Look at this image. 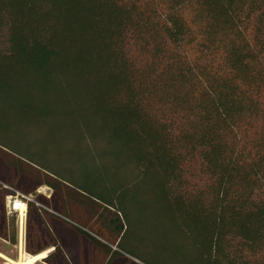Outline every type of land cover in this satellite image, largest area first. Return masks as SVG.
I'll list each match as a JSON object with an SVG mask.
<instances>
[{
  "label": "trees",
  "instance_id": "1",
  "mask_svg": "<svg viewBox=\"0 0 264 264\" xmlns=\"http://www.w3.org/2000/svg\"><path fill=\"white\" fill-rule=\"evenodd\" d=\"M0 149L106 212L142 185L198 264H264V0H0Z\"/></svg>",
  "mask_w": 264,
  "mask_h": 264
},
{
  "label": "rangeland",
  "instance_id": "2",
  "mask_svg": "<svg viewBox=\"0 0 264 264\" xmlns=\"http://www.w3.org/2000/svg\"><path fill=\"white\" fill-rule=\"evenodd\" d=\"M19 138L32 145H37L39 141L34 132L20 133ZM11 162L9 154L0 149V182L3 185L0 186V196L3 193H9L10 190L3 188L5 186L18 191L30 190L35 186L34 175H37L35 170L25 167L24 174L18 175ZM37 178L47 179L57 188L46 184L37 187V189L42 187L50 189L49 198H44L42 194L36 195V200L48 205L49 208L45 211L43 209L41 213L31 211L30 217L26 220L22 254L24 257L31 255L25 249L27 239L28 247L34 250L41 249L52 239L59 243V248L56 251L54 248H48L49 251L45 257L35 264H105L106 262L108 264H198V261L193 259V252L181 229L170 220V215L164 209H150L148 193L143 190L142 185L140 192L136 187L130 191L129 196L131 199L134 197L135 203L138 201L143 203L140 207L137 208L132 202L131 205L136 206L135 208L122 209L123 212L117 209L106 212L97 204L94 206L89 203L74 189L65 185L61 186L59 182L48 176L37 175ZM62 209L79 222L88 225L89 229L101 231L110 218H115L118 225L123 224V229L111 232L113 238L106 241L96 236L92 230L89 231L86 228L83 230L81 225L57 215L56 212H61ZM13 219L17 243L11 245L0 240V252L4 255V258L0 257V264H8L9 258L11 260L19 258L16 216ZM78 230H83L95 242L86 238Z\"/></svg>",
  "mask_w": 264,
  "mask_h": 264
},
{
  "label": "built area",
  "instance_id": "3",
  "mask_svg": "<svg viewBox=\"0 0 264 264\" xmlns=\"http://www.w3.org/2000/svg\"><path fill=\"white\" fill-rule=\"evenodd\" d=\"M49 188H39L37 189V194H42L44 197H50ZM33 202L35 205L40 206V204L35 200V195L24 194L20 192H15L14 194H8L5 197V211L8 216L15 215L17 221V232L19 243L24 242L25 228H26V216L28 203Z\"/></svg>",
  "mask_w": 264,
  "mask_h": 264
},
{
  "label": "bare ground",
  "instance_id": "4",
  "mask_svg": "<svg viewBox=\"0 0 264 264\" xmlns=\"http://www.w3.org/2000/svg\"><path fill=\"white\" fill-rule=\"evenodd\" d=\"M22 244L23 243L21 242V244H20V254H19L18 260H11L10 258L7 259L10 264H35L40 259L45 257L46 253L49 251V249H48V250L43 251L41 253H38L36 255H29L27 257H24L23 254H22ZM0 257L4 258V255H2L0 253Z\"/></svg>",
  "mask_w": 264,
  "mask_h": 264
},
{
  "label": "crops",
  "instance_id": "5",
  "mask_svg": "<svg viewBox=\"0 0 264 264\" xmlns=\"http://www.w3.org/2000/svg\"><path fill=\"white\" fill-rule=\"evenodd\" d=\"M6 188H8L7 186H5ZM5 187H3L4 189H6ZM5 197H6V194L5 193H3V195H1L0 196V213H1V223H0V225L2 224V223H4V225H6L7 226V224H8V221H9V218H10V216H8L7 214H6V211H5ZM26 220H27V216H26ZM0 240L1 241H3V242H5L6 244H9L6 240H4L3 238H1L0 237ZM23 243V242H22ZM20 244L21 243H19V246H20ZM1 253V252H0ZM2 254V253H1ZM3 255V254H2ZM119 258V257H118ZM122 258L124 259V257L122 256ZM121 258V259H122Z\"/></svg>",
  "mask_w": 264,
  "mask_h": 264
}]
</instances>
